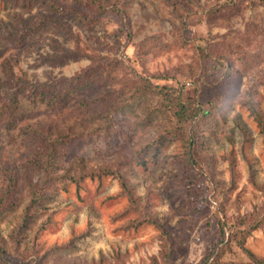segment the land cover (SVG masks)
I'll list each match as a JSON object with an SVG mask.
<instances>
[{
	"label": "rangeland",
	"instance_id": "obj_1",
	"mask_svg": "<svg viewBox=\"0 0 264 264\" xmlns=\"http://www.w3.org/2000/svg\"><path fill=\"white\" fill-rule=\"evenodd\" d=\"M251 104L264 0H0V264H257Z\"/></svg>",
	"mask_w": 264,
	"mask_h": 264
},
{
	"label": "trees",
	"instance_id": "obj_2",
	"mask_svg": "<svg viewBox=\"0 0 264 264\" xmlns=\"http://www.w3.org/2000/svg\"><path fill=\"white\" fill-rule=\"evenodd\" d=\"M191 103V102H190ZM193 108V110H190L189 108ZM251 108H252V113L254 114V116L256 117V120L258 122V125L261 128V131L264 132V116L261 115V113L254 108V106L251 104ZM189 109V110H188ZM187 110L189 111V113H187ZM200 113V108L199 105L197 103H195L193 106L192 104L190 105H182L179 106L176 110V117H179L178 119H183L186 115L189 116L190 118H195L197 117V115ZM113 115L112 113L110 114V116ZM91 118H95L97 120H101L102 122H106L108 123L109 120V115H104V114H100L99 112H92L90 113ZM105 128L108 127V125L106 124L104 126ZM86 131V130H84ZM89 131V130H88ZM81 132H76L75 130H70L69 134L67 133V135H79ZM85 133V132H83ZM62 134H59L58 137H61ZM62 137H64V134L62 135ZM258 224V223H257ZM257 224L255 225V227L257 226ZM259 225V224H258ZM249 255L251 256V258L254 260V262H256L257 264H264V259L262 258H258L256 257L252 252L248 251Z\"/></svg>",
	"mask_w": 264,
	"mask_h": 264
}]
</instances>
